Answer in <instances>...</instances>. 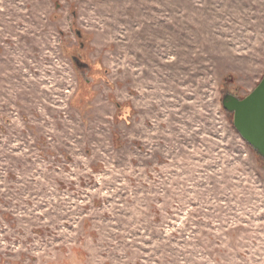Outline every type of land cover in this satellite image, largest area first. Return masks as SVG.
Masks as SVG:
<instances>
[{"label":"rangeland","instance_id":"1","mask_svg":"<svg viewBox=\"0 0 264 264\" xmlns=\"http://www.w3.org/2000/svg\"><path fill=\"white\" fill-rule=\"evenodd\" d=\"M263 74L264 0H0V264H264Z\"/></svg>","mask_w":264,"mask_h":264},{"label":"water","instance_id":"2","mask_svg":"<svg viewBox=\"0 0 264 264\" xmlns=\"http://www.w3.org/2000/svg\"><path fill=\"white\" fill-rule=\"evenodd\" d=\"M223 109L233 115V128L264 163V74L258 85L242 99L225 94Z\"/></svg>","mask_w":264,"mask_h":264}]
</instances>
